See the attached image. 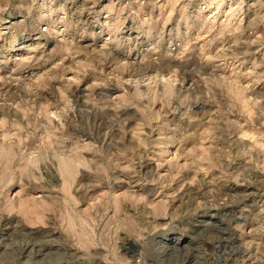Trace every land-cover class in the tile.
<instances>
[{
    "label": "rangeland",
    "instance_id": "1",
    "mask_svg": "<svg viewBox=\"0 0 264 264\" xmlns=\"http://www.w3.org/2000/svg\"><path fill=\"white\" fill-rule=\"evenodd\" d=\"M0 264H264V0H0Z\"/></svg>",
    "mask_w": 264,
    "mask_h": 264
},
{
    "label": "bare ground",
    "instance_id": "2",
    "mask_svg": "<svg viewBox=\"0 0 264 264\" xmlns=\"http://www.w3.org/2000/svg\"><path fill=\"white\" fill-rule=\"evenodd\" d=\"M133 183H134V182H133ZM128 187H130V185H129ZM198 193H199V192H198ZM122 206H124V207H121L122 211H130V210H131V209L128 208L127 205H126V206H125V205H122ZM142 207H143V206H142ZM141 209H142V208H141ZM129 213H130V212H129ZM131 213H132V212H131ZM127 216H128L127 219L125 218L126 216H125L124 218L126 219L127 224L130 226V225H131V222H132L131 215L128 214ZM123 230H124V229H123ZM132 243H133V242H132ZM188 247H189V246H188ZM224 261H225V260H224Z\"/></svg>",
    "mask_w": 264,
    "mask_h": 264
}]
</instances>
